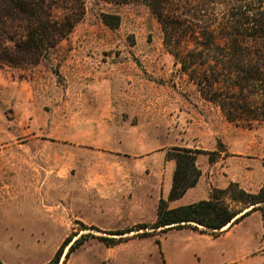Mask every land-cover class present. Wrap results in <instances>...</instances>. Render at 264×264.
<instances>
[{
	"label": "rangeland",
	"instance_id": "rangeland-1",
	"mask_svg": "<svg viewBox=\"0 0 264 264\" xmlns=\"http://www.w3.org/2000/svg\"><path fill=\"white\" fill-rule=\"evenodd\" d=\"M172 146L201 150L203 193L264 183V123L236 126L200 95L145 3L84 0L81 19L39 62L0 67V260L45 264L80 238L67 257L63 245L59 264H160L153 237L117 234L127 228H107L103 211L127 209L113 197ZM248 215L219 238L193 230L185 264H224L240 245L230 264H264V219ZM180 237L168 234L167 253Z\"/></svg>",
	"mask_w": 264,
	"mask_h": 264
},
{
	"label": "trees",
	"instance_id": "trees-1",
	"mask_svg": "<svg viewBox=\"0 0 264 264\" xmlns=\"http://www.w3.org/2000/svg\"><path fill=\"white\" fill-rule=\"evenodd\" d=\"M138 1L156 16L163 44L206 101L236 126L252 128L264 123V0ZM83 4L84 0H0V67L39 62L81 19ZM199 152L183 146L166 151V158L175 161L168 200L181 197L197 183ZM256 210L264 219V183L258 191L248 192L230 181L225 188H212L206 198L176 207H169L161 197L152 223L116 233L134 231L138 237H147L157 228L184 227L215 236ZM99 239L112 245L123 236ZM71 240L63 244L70 242L66 257L80 243V238ZM63 245L45 264H59ZM0 264L4 263L0 260Z\"/></svg>",
	"mask_w": 264,
	"mask_h": 264
},
{
	"label": "crops",
	"instance_id": "crops-1",
	"mask_svg": "<svg viewBox=\"0 0 264 264\" xmlns=\"http://www.w3.org/2000/svg\"><path fill=\"white\" fill-rule=\"evenodd\" d=\"M155 159H156L155 162H152V160H147L149 161L150 164V167L148 164L149 171L146 170L142 175L139 176L138 180L133 182L131 178L128 179L127 183L129 185L131 194L130 192H127V194L124 196L121 195V196L113 197L118 200L115 202L123 203L125 205H128L129 207L125 210L123 209L119 210V212H115V211L108 212V210L103 211L104 215L111 216L112 218L111 224L106 225L107 228H117V227L129 228L132 226L131 223L153 222L156 219L157 204L161 197L167 200L169 207H176L179 205L197 201L202 198H206L208 196L209 193L206 188H205V193H203L202 191V184H201L202 175H200L197 183L194 186L188 188L186 192L181 196V198L179 197V199L176 198V199L168 200L167 197L171 188L172 176L175 168V161L173 159L166 158V151L162 152ZM135 188L140 192L135 191ZM196 189H201V190H199V192H195V193L193 192L194 195L191 199H188L187 201H180L188 193H191ZM120 198L121 200H119ZM248 216H245L239 222L230 226L228 229L223 230L224 232L220 231L219 234L215 236L207 231H201L199 229H190L183 227V228H170L166 231H161L160 228H157L155 231H153L151 235V237H153L155 240H158V242H155V244L157 245L156 248L157 259L159 260L160 264H168L169 262L171 264H185L187 254H190L189 251L191 247L190 244L187 242L188 241L187 236L193 234V230H199L202 232V234L206 235L207 237H211L212 239L219 238L224 235L230 234ZM118 218H120L121 220L123 218L126 221H129L130 225L126 227L125 225H118L117 221L120 220ZM249 231L250 230H247V234L249 233ZM174 232L178 233L183 237H180L181 239L178 245H176L175 243L171 244L168 247V253H167V251L164 248V242L168 234ZM125 234H130L133 236L135 235V232L131 231ZM240 249H241V245L240 248H238L237 251L235 252V255L230 256L229 260H227L224 264L233 263V261L235 260L234 257L240 252Z\"/></svg>",
	"mask_w": 264,
	"mask_h": 264
}]
</instances>
